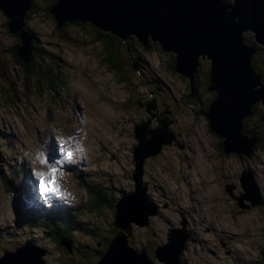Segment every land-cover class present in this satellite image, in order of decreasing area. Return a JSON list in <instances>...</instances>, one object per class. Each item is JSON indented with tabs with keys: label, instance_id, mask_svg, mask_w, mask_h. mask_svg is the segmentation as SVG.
I'll return each instance as SVG.
<instances>
[{
	"label": "rangeland",
	"instance_id": "374dc122",
	"mask_svg": "<svg viewBox=\"0 0 264 264\" xmlns=\"http://www.w3.org/2000/svg\"><path fill=\"white\" fill-rule=\"evenodd\" d=\"M34 1L38 6L28 20L36 36L33 49L36 57L32 62L36 66L38 60H47L53 81L61 83L56 84L59 94L53 96V91L45 85L47 81L36 73L37 67L33 74L23 72L12 54L17 39L8 32L7 19L0 11V146L7 143L0 152V169L5 179H9V172L2 162H8L11 167L18 166L23 160L27 163V169L22 170L20 177L24 192L8 183L4 188L0 180V236L9 235L0 239V258L9 252L13 254L7 259L9 264H99L97 262L103 259L99 248L104 239L99 242L98 237L103 236L105 225L113 221L114 210L118 208L122 219L116 223L122 226L129 222L131 238L128 245L134 249L127 255L121 254L122 257L115 256L114 264H165L155 257L158 245L163 246L160 256L165 261H175L176 247L164 245L168 244L170 236L175 239L179 232L183 234V240L177 241L185 246L182 255L178 256L180 264H261L264 260V207L252 205L249 199L252 191L245 192L247 194L241 200L244 207L236 199L243 193L239 181L241 168L252 170L255 167V181L264 195V151L256 150L244 162L233 155H222L219 136L203 115L208 106L201 110L212 92L208 81L206 83L208 73L204 75L205 84L199 87V99L190 100L186 96L189 80L172 67L171 52L152 46L144 49L139 45L123 50L121 46L118 48L120 56L115 50L121 70H110L103 62L99 44L91 41L93 35L88 33L91 27L70 24L64 30H58L48 11L53 0ZM63 33L67 41L62 40ZM245 33V42L254 40L250 31ZM205 60L207 64L204 63L202 71H209V61ZM257 69L264 72L263 61H258ZM84 99L91 136V163L95 160L97 169L93 170L94 163L88 166L86 178L96 186H107L106 190L113 196V209L104 208V216L98 217L95 213L85 215L83 203L76 204L81 223L87 229L96 227L94 238L97 241L81 232L64 240L68 251L51 243L53 239L49 238L48 232L33 223L45 211V218H58L65 208L41 205L26 212L22 207L27 205L25 199L34 196L30 178L41 160L40 154L46 156L54 151L53 146L49 147L47 137L37 139L35 135L48 133L53 125L59 141L67 145L64 130L67 125L77 123L73 112ZM165 100L169 103L172 100L174 104ZM153 103L155 111L151 110ZM157 117L172 119L168 127L173 126L185 147L180 148L171 140L170 144L162 145L159 153L142 157L140 184L145 186V194L138 199L136 182L131 174L136 168L133 159V151L138 145L136 131L142 132L144 124L135 123L140 118L143 122L149 120L151 138L159 140L161 124ZM258 118L255 114L252 120ZM57 184L67 186V192L75 195L77 200L84 199L83 190L66 172H57ZM132 193L135 194L129 196ZM151 202L158 208H153ZM18 209L21 215L17 214ZM156 210L155 215L150 214ZM24 216H28L27 220L21 221ZM187 229L190 240H187ZM16 241L21 243L12 249H20L11 253L10 246ZM142 241H152V244L144 246ZM34 245L40 246L42 251L33 248ZM131 252L141 255L135 261L124 262L135 256Z\"/></svg>",
	"mask_w": 264,
	"mask_h": 264
},
{
	"label": "water",
	"instance_id": "95a60500",
	"mask_svg": "<svg viewBox=\"0 0 264 264\" xmlns=\"http://www.w3.org/2000/svg\"><path fill=\"white\" fill-rule=\"evenodd\" d=\"M28 3L29 0H0V11L7 19L9 32L18 34L21 41L16 54L24 64L31 60L33 50V37L23 23L26 12L31 8ZM49 11L58 26L65 21H90L122 39H126L127 35H135L141 44H145L150 37L154 43L161 44L165 51L175 55L174 68L179 74L189 78L190 90L194 88V70L199 58L211 60L213 71L210 75L218 96L209 106V127L221 138L224 152L248 153L251 138L243 135L241 120L250 113L252 103L260 100L264 106V83L258 79L259 88L254 93L252 87L256 85L257 78L250 69V62L256 48L244 42L242 32L250 30L254 34L255 43L261 44L264 50V0H233L224 6L220 5L219 0H58ZM153 104L151 110L155 111V103ZM262 120L264 121V111ZM144 121L141 123L144 124V130L139 133L141 135H136L138 145L133 151L136 168L132 178L136 182L138 199L145 194V186L140 184L141 172L139 173L142 169V157L159 153L163 144H170L175 139L168 127L171 119L157 117L158 124H161L160 131L168 138L165 141L162 137L159 140L152 139V130L148 128L150 122L147 119ZM179 147L182 148V145ZM247 175L250 179L249 174ZM245 177L243 174L241 185L245 192L252 191L249 199L256 205L257 188L250 179L249 190ZM133 194L135 193L129 196ZM246 194L237 198L242 207L244 205L241 200ZM150 214L153 215L154 212ZM114 217L115 222L122 219L118 208ZM115 222L114 226L126 233L117 234L108 242L99 264H114L112 259L115 256L127 255L130 249H134L128 245L131 235L129 222L123 226ZM168 240V244L164 246L172 244L173 248L176 247L174 255L177 259L165 261L160 256V261L165 264H180L178 256L183 250V243L171 236ZM61 244L65 245L63 241ZM162 248L160 245L156 251L160 253ZM131 253L135 256H131L128 261H135L141 255ZM12 255L1 258L0 264H9L7 259Z\"/></svg>",
	"mask_w": 264,
	"mask_h": 264
},
{
	"label": "trees",
	"instance_id": "16d2710c",
	"mask_svg": "<svg viewBox=\"0 0 264 264\" xmlns=\"http://www.w3.org/2000/svg\"><path fill=\"white\" fill-rule=\"evenodd\" d=\"M231 1H233V0H219L220 5H222V6H224L227 3L229 4ZM52 3H55V2L52 1ZM37 6L38 5L33 0L32 9L30 11H28L26 13V15H25V19H24L23 23H24V28L27 31H31L32 30V28H30L29 25H28V20H29V17L31 16V14H33L36 11L35 9L37 8ZM7 24H8V22H7ZM70 24H75V25L78 24V25H81V27L83 26V27L89 28V29L92 28L91 31H88L89 34L93 35L91 41L94 44L95 43L99 44L100 52H103V62L106 63V65L110 68V70H113L114 68H117V70H121V63L116 57L115 50L118 53V55L120 56L121 51L118 48H121V46H123L122 48H123V50H125L127 48L129 49L130 47L131 48L136 47L137 44L140 45L139 44L140 42L135 38V35H132V37H129V38H126V39H122V37H120L119 35H117L115 33H109L108 30H103V29L97 27L95 24H93L90 21H85V22H82V21H79V20H76V21H73V20L72 21H65L60 26L56 25V28L58 30H64ZM7 30H8V27H7ZM8 32H9V30H8ZM10 34L17 39L16 46L12 49V54H13V57H14L15 61L18 64H20V66L22 67L24 73L33 74L34 68H29L19 58L16 57L15 53L17 52L16 49L19 46V39H18V37L15 34H12V33H10ZM244 34L246 35V33H244ZM251 34L254 37V34L252 32H251ZM62 36H63L62 40H65V41L68 40V38L66 37V34L64 35V33H63ZM243 38H244V35H243ZM121 40H123V41H121ZM147 43H152V44L156 45V43H154L150 39V37H149ZM259 45L262 46L261 44H259ZM260 46H258V48H259L258 50H260V52H259L260 55H254V56L251 57L252 58L251 67L257 73L258 77H262L264 79V72L261 73L257 69L258 61H263L264 62V51L261 49ZM160 50H161V48H160ZM33 53H32L31 61L36 57L34 51H33ZM173 58L174 59H173V65L172 66L174 68V67H176L175 55L173 56ZM38 61H42V63L38 64V66H37L38 69H36V73L38 74V76L40 78H42L43 80L47 81V83L45 85H47L48 88L53 91V96H57L59 94V89L56 88V84L57 83H61V82H57L58 80H56V82L53 81L54 79L51 76L52 74L49 72V71H51L50 66L45 64V62H46L45 59H41V60H38ZM198 61L199 62H198L197 66H196V68L194 70V82L197 85H203V84H205V76H203L205 71L204 70L202 71V68L204 66V63L207 64V62H206V60L204 58H199ZM206 72L208 73V75H207L208 77L206 76V83L208 81V84H209L210 67H209V71L206 70ZM62 82L64 83V80ZM187 89H188V91H187L186 96L190 97L191 90L189 88V84H187ZM41 90L43 91V89H41ZM200 92L201 91L198 88L197 89V96L198 97H200ZM209 94H210V97H211L209 99H213V100L218 96L217 92H209ZM50 98H52V96ZM83 101L85 102V99ZM165 101L168 104H170V103L174 104V102L172 100H171L170 103L167 100H165ZM137 105H139V104H137ZM206 105L207 104L201 106V110H203L206 107ZM255 107L257 108L256 110H254ZM252 110L254 112V115L255 114L259 115V120L257 119L258 122L256 124H258L259 126H263L264 127V122L261 121L262 114H263V111H264V106H263L262 102L259 100L256 103H254V107L252 108ZM252 117L253 116L246 117L245 120L241 123L243 125V131L242 130L241 131H242V133L244 132L245 134H247V135L243 134L247 138H252V134L248 132V127H247V125H249V121H250V119ZM141 122L142 121H141V118H140V119H138L136 121L135 125H139ZM263 139H264V135H263L262 141H263ZM49 147H51V145H49ZM220 147H221V149H223V146L221 144V140H220ZM2 164L4 165V167L9 172V179H7V178L5 179V176L2 174V171L0 169V180L2 181L3 187L4 188L8 187V184H9L10 187H15V188L21 190V192H24V187L20 183V177L22 175V170L27 169V163L23 160L21 164H18V166H15V167H11L6 162H2ZM80 183L83 184V186L85 187L86 192H87V197L84 200V204L85 205L82 207V208L85 207V210H86L85 211V215H88V213H95V216L103 217L104 216V214H103V209L104 208H110V211H112L113 208H112L111 199H112L113 196L110 194V192H108L105 189H102V187L100 185L96 186L92 181H89L87 179L81 180ZM5 190L7 192H9L8 188H6ZM82 208H81V210H82ZM46 212L47 211L43 212L42 216H40L33 223H37L36 227L38 229L41 228V229L46 230L47 228H49L48 229L49 230L48 231V236H49V238L53 239L51 241V243L56 242L57 245H60V240L61 239H64V238H67V237L69 238L75 232H77L79 234L81 232H83L85 234H88V237H89L90 240H94V242L97 241V240H95L97 238H94V236H95L94 235V231H95L96 227H92L91 229H87L81 223V221H79V219L82 218L81 215H80V211H77V212H76V210L67 211V212H65L64 214L60 215L58 218H55V219L45 218ZM18 213H20V210H18ZM114 216H115V210H114ZM27 217L28 216H24L22 218L24 220H26ZM114 222L115 221H114V218H113L112 222H108L107 226L105 225L106 231H103V236L98 237V238H100V239H98L99 242H102L101 238L104 239L103 242H102V247L99 248L101 255L106 251V248H107V245H108L107 244L108 241H110L117 234H121V233L125 234L126 233L123 229H119L118 227H115L114 226ZM8 236L9 235H7V236L6 235H2V236H0V239L1 238H7ZM77 236H78V234H77ZM129 240H130V238H129ZM142 244L144 246H146V244H152V241L151 242L150 241H142ZM97 259L99 261V257ZM263 261H262L261 264H264Z\"/></svg>",
	"mask_w": 264,
	"mask_h": 264
},
{
	"label": "flooded vegetation",
	"instance_id": "af4514ba",
	"mask_svg": "<svg viewBox=\"0 0 264 264\" xmlns=\"http://www.w3.org/2000/svg\"><path fill=\"white\" fill-rule=\"evenodd\" d=\"M54 2H56L57 0H53ZM239 21V20H238ZM243 32H246V31H243ZM140 45V47L141 48H144V49H147V48H149V46H152L153 48L154 47H157V48H160V46L158 45V44H152V43H148V45L147 46H144V45H142L141 43H139ZM247 45H250V46H254L255 48H256V50H255V52L252 54V56H254V55H260L259 54V52H260V50H258L259 48H258V46H260V45H257L256 43H255V40H250L249 41V43H246ZM138 45V44H137ZM261 47V49H262V46H260ZM171 56L173 57L174 56V54L173 53H171ZM55 62H58V61H56L55 60ZM251 64L250 65H252V58H251V62H250ZM34 64V62H30V63H28V64H26L29 68H34V67H36L35 66V64ZM173 65V64H172ZM251 71L253 72V74L256 76V78H257V81H258V79L260 80V82H262V81H264V79L262 78V77H258L257 76V73L254 71V69L251 67ZM210 72H211V67H210ZM261 72V71H260ZM205 73H206V71L204 72V74H203V76L205 75ZM261 73H263V72H261ZM209 84H210V89L211 90H213L214 92H216V90H215V87H214V84H213V82H212V80H211V75H209ZM257 84L258 83H256V86H257ZM254 107V104L252 103L251 104V106H250V113L248 114V115H246L242 120H241V123L245 120V118L246 117H250V116H254V112H253V110H252V108ZM257 108L255 107L254 108V110H256ZM260 114V113H259ZM204 117L206 118V122H208L209 123V121H208V118H209V110L208 111H206L205 112V114H204ZM253 118V117H252ZM252 118L250 119V121H249V125H247V127H248V132L249 133H251L252 134V140L255 142V147L254 148H252V149H249V151H248V153L247 154H242V153H238V152H236V151H233V153H231V154H226L225 152H224V146H223V149H221V147H220V150H221V153H222V155H233V156H236V158L238 159V160H240V161H243L244 162V159H248L251 155H252V153H254L256 150H258V149H261L262 151H264V139H263V141H262V138H263V135H264V127L263 126H259L258 124H256L258 121L257 120H252ZM258 120H259V118H258ZM242 125V124H241ZM241 130L243 131V125H242V127H241ZM243 134H245L244 132H243ZM245 135H247V134H245ZM219 140H221V138L219 137L218 138V142H219ZM221 143H222V140H221ZM223 144V143H222ZM183 146L185 147V144L183 143ZM240 176H241V174H243V173H247V174H249V176H250V178H251V180L253 181V183L255 184V186H256V188H257V191H256V201H257V204H259L260 206H263L264 207V195L262 196L261 195V193H260V191H259V188H258V185H257V183H256V181H255V173H256V171H255V167H252V170L251 169H245V168H241L240 169ZM257 174V173H256ZM240 178V177H239ZM264 262V261H263Z\"/></svg>",
	"mask_w": 264,
	"mask_h": 264
},
{
	"label": "snow or ice",
	"instance_id": "6c2138e0",
	"mask_svg": "<svg viewBox=\"0 0 264 264\" xmlns=\"http://www.w3.org/2000/svg\"><path fill=\"white\" fill-rule=\"evenodd\" d=\"M72 139H74V137L69 138V142L67 143V146L65 142L58 141L57 151L59 152L61 157L59 160H56L54 157L43 158L44 154L43 153L40 154L41 163L48 165L47 173L41 172L38 174L40 178V185L42 192L51 193L57 196L61 195L59 186L57 184V172H58L57 165L63 164L65 161L72 160L74 154L73 146L71 144ZM75 149L82 151V149H80L78 144L75 146Z\"/></svg>",
	"mask_w": 264,
	"mask_h": 264
},
{
	"label": "clouds",
	"instance_id": "9594fccd",
	"mask_svg": "<svg viewBox=\"0 0 264 264\" xmlns=\"http://www.w3.org/2000/svg\"><path fill=\"white\" fill-rule=\"evenodd\" d=\"M231 2H232V1H231ZM231 2H230V3H231ZM31 9H32V8H30L28 11H30ZM28 11H27V12H28ZM1 12H2V11H1ZM27 12H26V13H27ZM2 13H3V12H2ZM245 31H250V30H245ZM29 32L32 34V37H33L32 39H33V40H36V36L33 35L32 30L29 31ZM250 32H251V31H250ZM244 33H245V32H242V36L244 35ZM16 36H17L18 39H19L18 34H17ZM253 38H254V37H253ZM244 39H245V38H243V40H244ZM254 40H255V38H254ZM244 42H245V41H244ZM20 43H21V41H20V39H19V45H20ZM245 43H249V40H247ZM256 44L259 45V43H257V42H256ZM15 46H16V45H14V46L12 47V49H13ZM262 50H263V49H262ZM263 51H264V50H263ZM15 55H16L17 58H19V57L17 56L16 53H15ZM19 59L22 61L21 58H19ZM207 60L209 61V65H210V60H209V59H207ZM22 62H23V61H22ZM29 62H30V61H29ZM29 62H28V63H29ZM28 63H27V64H28ZM250 64H251V63H250ZM25 65H26V64H25ZM172 67H173V66H172ZM210 67H211V65H210ZM250 69H251V65H250ZM176 72H177V71H176ZM175 74H177V73H175ZM209 75H210V73H209ZM187 78H188V77H187ZM188 80H189V79H188ZM261 83L263 84L264 81H262ZM202 86H203V85H197V84L194 82V87H196L197 89H198L199 87H202ZM258 88H259V86H256V85H254V86L252 87L254 93H256V92L258 91ZM211 91L214 92L213 90H211ZM259 92H260V91H259ZM209 96H210V95H208V100H207V102L205 103V104H207L206 107L208 106V109H207V110H209V106H210V104L213 102V99H209ZM210 98H211V97H210ZM198 99H199V97L197 98V100H198ZM208 101H210L209 104H208ZM206 107H205V108H206ZM205 108H204V109H205ZM207 110H206V111H207ZM206 111H204V114H205ZM204 114H203V115H204ZM261 121H263L262 118H261ZM263 122H264V121H263ZM72 178H74V179L76 180V185H77V187H80V186H79V185L81 184L80 182H81V180H83V179H87V180L91 181L90 179L86 178V173H85V171H84V174H83V175H82L81 173H79V172H76V173L74 172L73 175H72ZM132 179H133V178H132ZM79 183H80V184H79ZM144 183H146V182L144 181ZM146 184H147V183H146ZM100 186L102 187V189H105V190H106V187H107V186H103V185H100ZM82 188L86 191V189H85V187L83 186V184H82ZM244 193H245V192H243L242 194H244ZM86 197H87V192H86ZM84 200H85V197H84V199H82V201H80V202H78V203H83V205H85V204H84ZM151 203H152L151 206H152L153 208H158V205L154 204L153 202H151ZM78 211H79V210H78ZM64 213H65V212H64ZM64 213H63V214H64ZM156 213H157V210L154 211V214H153V215H155ZM61 215H62V214H61ZM73 215H74V214H73ZM119 215H120V214H119ZM120 216H121V215H120ZM121 218H122V217H121ZM79 220H80V219H79ZM114 221H115V217H114ZM116 222H117V220H116ZM116 222H115V223H116ZM125 223H126V222H125ZM125 223H124V224H125ZM122 226H123V225H122ZM129 226H130V225H129ZM187 233H188V234H187V240H188V239L190 240V239H191V235H190L188 229H187ZM130 234H131V230H130ZM129 238H131V235H130ZM108 242H109V241H108ZM107 244H108V243H107ZM130 246H132V245H130ZM158 246H159V245H158ZM158 246H157V247H158ZM183 246H184V245H183ZM36 247H37V246H36ZM132 247H133V246H132ZM184 248H185V246L183 247V250H182V252H181L179 255H182V253L184 252ZM178 259L180 260V263H181V258H178Z\"/></svg>",
	"mask_w": 264,
	"mask_h": 264
},
{
	"label": "bare ground",
	"instance_id": "6f19581e",
	"mask_svg": "<svg viewBox=\"0 0 264 264\" xmlns=\"http://www.w3.org/2000/svg\"><path fill=\"white\" fill-rule=\"evenodd\" d=\"M57 1H58V0H57ZM57 1H56V2H57ZM32 5H33V0H29L28 6L32 8ZM142 45L147 46L148 43H145V44H142ZM159 46H160V48H161L162 51L170 53L169 51H165L161 44H159ZM210 61H211V60H210ZM211 71H213V64H212V66H211ZM182 76H183V75H182ZM211 80H212V77H211ZM212 82H213V80H212ZM258 82H259V81H257V83H258ZM215 90H216V89H215ZM216 92H217V91H216ZM160 137H162V138L164 139L163 141H165V140L168 139V138H166V137L164 136V134H163L162 132H160V136H159V138H160ZM250 140H251V144H250V148H249V149H252V148L255 147V142H254L252 139H250ZM225 153H226V154H231V153H233V151L225 152ZM175 239L178 240V241H182V240H183V234H182L181 232L177 233V234L175 235ZM154 253H155V257L157 258V260L160 261V253H159L158 251H156V250L154 251ZM127 261H128V260H126V261H124V262H127ZM160 262H161V261H160ZM18 264H20V263H18ZM132 264H136V263H132Z\"/></svg>",
	"mask_w": 264,
	"mask_h": 264
}]
</instances>
